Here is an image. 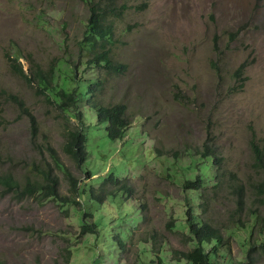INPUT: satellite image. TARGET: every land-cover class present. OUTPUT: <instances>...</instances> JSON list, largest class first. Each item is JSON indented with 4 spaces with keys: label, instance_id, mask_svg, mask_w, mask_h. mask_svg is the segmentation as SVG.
I'll use <instances>...</instances> for the list:
<instances>
[{
    "label": "rangeland",
    "instance_id": "1",
    "mask_svg": "<svg viewBox=\"0 0 264 264\" xmlns=\"http://www.w3.org/2000/svg\"><path fill=\"white\" fill-rule=\"evenodd\" d=\"M113 7L126 8L121 17H112L111 52L127 70L101 72L105 87L97 97L105 105H126L132 127L125 140L109 141L94 114L90 158L82 171L63 152L65 130L75 119L38 98L12 73L7 56L18 57L27 71L32 60L46 67L56 59L85 62L80 42L88 9L82 0H0V90L24 100L40 126L34 140L28 119L0 100V173H12L24 186L41 180L33 179L35 167L52 164L60 194L69 198L65 171L53 164L52 153L79 186L98 188L109 172L127 178L133 190L117 197L124 206L110 203L115 212V206L128 210L130 217L112 222L110 233L132 228L127 247L81 235V205L43 201L39 195L22 198L0 185V264H93L98 259L100 264H146L139 242L150 234L165 245L170 264H187L175 253L194 247L186 239L188 228L171 230L168 223L187 210L179 182L181 165L189 162L185 152L205 144L224 158L219 173L226 179L220 192L209 189L205 217L223 229L235 228L232 254L242 260L245 249L238 237L244 230L237 227L235 186L247 188L246 219L261 204L254 187L264 180L251 146L255 139L264 147V0H114ZM246 62L242 82L236 71ZM216 172L213 167L211 175ZM104 208L88 205L86 210L93 221H102L108 214Z\"/></svg>",
    "mask_w": 264,
    "mask_h": 264
},
{
    "label": "trees",
    "instance_id": "2",
    "mask_svg": "<svg viewBox=\"0 0 264 264\" xmlns=\"http://www.w3.org/2000/svg\"><path fill=\"white\" fill-rule=\"evenodd\" d=\"M82 1L88 9L84 38L80 42L81 50L85 51V62L74 63L71 60L56 59L46 67L32 60L30 70L27 71L18 57L8 55L7 58L12 73L34 90L38 98L46 99L54 109L65 114L70 120L75 119L76 124L65 130L63 152L77 168L84 171L85 164L90 158L88 141L92 124L89 121L94 114L97 125H105V134L102 135L109 141L125 140L130 135L132 124L127 115L126 105L121 103L105 105L97 97L105 87L101 72L120 75L127 70V65L115 61L111 52L115 37V23L112 17H121L126 8L116 10L113 7L114 0ZM238 34L239 31L232 34L231 41L236 39ZM219 49L218 37H216L214 40L216 54L219 53ZM247 66V62L243 63L236 71V76L241 78L242 82H245L242 76ZM240 85L243 87L244 83ZM0 100L14 105L20 113V119H28L33 139H37L40 133L39 122L26 102L16 95L1 90ZM88 111L93 112L92 116L87 115ZM251 146L255 156V166L264 172V147L255 139L252 140ZM185 153L189 162L181 165L184 175L179 177V182L185 192L187 210L184 220L178 217L173 218L168 223V227L171 230L176 227H179V230L188 228L187 242H193L195 245L186 251H176L175 254L180 256V259L176 260L187 264H262L264 260V180L256 183L254 187L261 204L246 219L244 212L247 208V188L245 185L235 186L239 196L237 227L244 230V235L238 238L245 249V256L242 260L234 259L233 239L238 236L235 228L223 229L205 217L211 203L209 189L212 188L214 193L220 192L226 182L225 177L221 175L223 172L219 173L223 168L224 158L219 155L213 145L209 144L197 149L189 148ZM52 155L53 164L65 171L72 198L60 194V180L54 173L52 164L35 167L37 176L33 175V179L40 177L41 180L36 182L28 180L24 186H21L12 173H0V185L6 187L8 193H16L22 198L39 195L43 201L52 199L62 204L73 202L83 206L79 211L81 235H94L99 238L97 242H101L103 237L110 238L111 244L125 249L126 240L130 237L132 228H129L131 230L122 228L119 233L111 236V223L120 220L119 223L122 224L130 217L127 216V209L119 210L125 203H119L120 200H117V197L119 193H130L133 185L127 178L119 176L116 172H109L102 176L98 188L93 185L88 187L86 184L79 186V180L69 170L62 168L59 158L54 153ZM180 158V156L176 157L177 160ZM213 167L217 168V172L211 175ZM87 176L91 180L93 173L87 171ZM77 198L78 201H76ZM110 203L122 206H115L118 209L115 212ZM88 205L104 206V209L108 211L107 218H103L102 221H93V214L86 210ZM128 207L130 209V206ZM136 218H142V215ZM139 244L141 255L147 258L146 264H170L168 250L162 242L157 241L153 234L141 239ZM155 244L159 245L156 249H154ZM93 264H100V259Z\"/></svg>",
    "mask_w": 264,
    "mask_h": 264
}]
</instances>
